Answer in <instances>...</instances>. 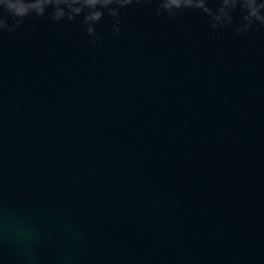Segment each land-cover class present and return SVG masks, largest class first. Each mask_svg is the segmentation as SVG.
Here are the masks:
<instances>
[{
	"label": "water",
	"instance_id": "95a60500",
	"mask_svg": "<svg viewBox=\"0 0 264 264\" xmlns=\"http://www.w3.org/2000/svg\"><path fill=\"white\" fill-rule=\"evenodd\" d=\"M18 2L0 3V264H264V22L245 0L94 22Z\"/></svg>",
	"mask_w": 264,
	"mask_h": 264
},
{
	"label": "clouds",
	"instance_id": "9594fccd",
	"mask_svg": "<svg viewBox=\"0 0 264 264\" xmlns=\"http://www.w3.org/2000/svg\"><path fill=\"white\" fill-rule=\"evenodd\" d=\"M52 0H38V3L34 5L39 12H43L44 3H50ZM56 4L59 5L64 3L71 9V12L68 13L69 19H74V14H80L85 7L93 9L88 15L85 17L86 22H94L98 21L103 16V11L98 8V5L103 7H108L114 2L120 3L121 5H127L131 3V0H55ZM171 4L176 6H181L182 4L191 5L193 0H170ZM0 3H5V0H0ZM8 7L15 10L19 14L25 13L28 8L23 4L17 2H13V0H7ZM199 3L203 5L204 0H199ZM237 3V0H224V5H232L234 6ZM246 6L250 9V16H255L258 20L264 22V14H262L259 9L264 8V0L261 3L257 4V0H245ZM221 13L227 15L224 8H221ZM113 15H116L117 12L115 9L112 10ZM65 15V11L63 8L58 7L56 11V18ZM217 20L221 19V16L216 17ZM3 26V22L0 21V27ZM88 31L90 33L95 31L94 23H89ZM117 32H119V28H117Z\"/></svg>",
	"mask_w": 264,
	"mask_h": 264
}]
</instances>
